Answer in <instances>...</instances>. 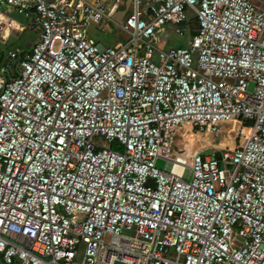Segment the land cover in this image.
Wrapping results in <instances>:
<instances>
[{
  "label": "built area",
  "instance_id": "built-area-1",
  "mask_svg": "<svg viewBox=\"0 0 264 264\" xmlns=\"http://www.w3.org/2000/svg\"><path fill=\"white\" fill-rule=\"evenodd\" d=\"M12 9L2 260L264 264V0H0L1 40Z\"/></svg>",
  "mask_w": 264,
  "mask_h": 264
},
{
  "label": "crops",
  "instance_id": "crops-1",
  "mask_svg": "<svg viewBox=\"0 0 264 264\" xmlns=\"http://www.w3.org/2000/svg\"><path fill=\"white\" fill-rule=\"evenodd\" d=\"M94 1V0H92ZM10 16L16 19L21 27L18 30H15L7 39H0V68L9 61L7 56L8 52L15 50L17 48L27 50L30 48L32 43H34L39 37L38 21L27 19L22 14H19L17 11L12 9L9 12ZM91 33L94 38L98 40L101 44L105 46L115 45L117 43L118 37L113 32H101L95 30V27L92 26ZM173 40H169L166 45H169ZM17 264V263H15Z\"/></svg>",
  "mask_w": 264,
  "mask_h": 264
},
{
  "label": "rangeland",
  "instance_id": "rangeland-1",
  "mask_svg": "<svg viewBox=\"0 0 264 264\" xmlns=\"http://www.w3.org/2000/svg\"><path fill=\"white\" fill-rule=\"evenodd\" d=\"M38 27V29L40 30V26H37ZM92 29H93V27H92ZM95 30H97L96 28H95ZM172 30L169 28L168 30H167V32L168 33H170ZM99 32V31H98ZM181 42L180 41H177V45L178 44H180ZM33 44V43H32ZM32 46V45H31ZM30 46V47H31ZM253 87H254V84L252 83L251 84V86H250V90H252L253 89ZM216 139H214V140H211V141H215ZM212 152V149L210 148V147H208L205 151H204V154H210ZM157 164H158V166L159 167H161V168H164L165 166H166V161L164 160V159H161V158H159L158 160H157Z\"/></svg>",
  "mask_w": 264,
  "mask_h": 264
},
{
  "label": "bare ground",
  "instance_id": "bare-ground-1",
  "mask_svg": "<svg viewBox=\"0 0 264 264\" xmlns=\"http://www.w3.org/2000/svg\"><path fill=\"white\" fill-rule=\"evenodd\" d=\"M191 129H187L186 131L184 130V132L186 133V134H189L190 132H192L193 133V131L191 130ZM191 134V133H190ZM189 134V135H190ZM211 141V140H210ZM208 142L207 144H217V145H221V146H223V145H226V144H231V145H233V140L231 139V138H229V139H225V138H219V136H218V138H216V140L215 141H211V142Z\"/></svg>",
  "mask_w": 264,
  "mask_h": 264
},
{
  "label": "water",
  "instance_id": "water-1",
  "mask_svg": "<svg viewBox=\"0 0 264 264\" xmlns=\"http://www.w3.org/2000/svg\"><path fill=\"white\" fill-rule=\"evenodd\" d=\"M0 264H7V263H5V262L2 260V258L0 257ZM120 264H126V263L120 262Z\"/></svg>",
  "mask_w": 264,
  "mask_h": 264
}]
</instances>
